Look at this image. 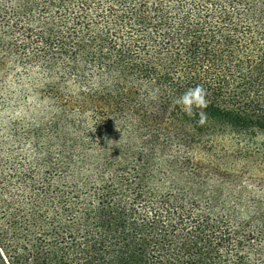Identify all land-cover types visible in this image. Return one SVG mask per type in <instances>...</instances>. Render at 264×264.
Here are the masks:
<instances>
[{
    "label": "trees",
    "instance_id": "1",
    "mask_svg": "<svg viewBox=\"0 0 264 264\" xmlns=\"http://www.w3.org/2000/svg\"><path fill=\"white\" fill-rule=\"evenodd\" d=\"M29 67L86 129H1L0 264H264V182L212 162L264 135V0H0V77Z\"/></svg>",
    "mask_w": 264,
    "mask_h": 264
},
{
    "label": "rangeland",
    "instance_id": "2",
    "mask_svg": "<svg viewBox=\"0 0 264 264\" xmlns=\"http://www.w3.org/2000/svg\"><path fill=\"white\" fill-rule=\"evenodd\" d=\"M17 81L20 85V89L17 88L18 95L14 96L13 102L8 103L12 93L10 89L18 86L14 84ZM52 84L54 81L47 80L42 76L40 69L35 67H29L24 74L22 70L17 69L6 79L0 77V131L8 122L19 120L28 131L40 129L49 133L45 136V140L50 137L57 123L58 136L56 139L54 137L51 139L54 143H71L76 140L77 135H82L86 125L77 124L78 116L74 111H62L55 103L54 96L49 94L46 88L47 85ZM64 87L69 89L70 82ZM75 122L76 124L73 125ZM215 143L217 154L216 160L212 162L215 165L218 163L222 174L232 178L238 187L242 186L253 191L255 190L253 181L264 182V135L257 134L246 144L237 143L235 135L220 136ZM225 189L223 188V192ZM233 205L235 202L227 198L222 201L220 207L230 208ZM235 206L239 208L238 204Z\"/></svg>",
    "mask_w": 264,
    "mask_h": 264
},
{
    "label": "clouds",
    "instance_id": "3",
    "mask_svg": "<svg viewBox=\"0 0 264 264\" xmlns=\"http://www.w3.org/2000/svg\"><path fill=\"white\" fill-rule=\"evenodd\" d=\"M175 103L181 107L186 115L190 117L193 115L198 116V124H205L207 114L203 109L207 108V101L205 99V91L202 87L196 86L195 88H189ZM194 109H199L200 111L195 112Z\"/></svg>",
    "mask_w": 264,
    "mask_h": 264
}]
</instances>
